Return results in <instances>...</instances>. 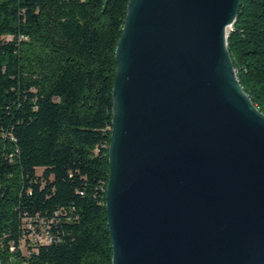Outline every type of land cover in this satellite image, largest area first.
Segmentation results:
<instances>
[{
	"label": "water",
	"instance_id": "obj_1",
	"mask_svg": "<svg viewBox=\"0 0 264 264\" xmlns=\"http://www.w3.org/2000/svg\"><path fill=\"white\" fill-rule=\"evenodd\" d=\"M243 0H129L107 187L113 264H264V114L228 47Z\"/></svg>",
	"mask_w": 264,
	"mask_h": 264
},
{
	"label": "trees",
	"instance_id": "obj_2",
	"mask_svg": "<svg viewBox=\"0 0 264 264\" xmlns=\"http://www.w3.org/2000/svg\"><path fill=\"white\" fill-rule=\"evenodd\" d=\"M128 5L0 0V264H113L109 149ZM228 47L264 114V0H243Z\"/></svg>",
	"mask_w": 264,
	"mask_h": 264
},
{
	"label": "built area",
	"instance_id": "obj_3",
	"mask_svg": "<svg viewBox=\"0 0 264 264\" xmlns=\"http://www.w3.org/2000/svg\"><path fill=\"white\" fill-rule=\"evenodd\" d=\"M31 238L33 239V242L35 243H51L53 242L54 238L51 236L49 233H44V234H38L33 231L31 234Z\"/></svg>",
	"mask_w": 264,
	"mask_h": 264
},
{
	"label": "rangeland",
	"instance_id": "obj_4",
	"mask_svg": "<svg viewBox=\"0 0 264 264\" xmlns=\"http://www.w3.org/2000/svg\"><path fill=\"white\" fill-rule=\"evenodd\" d=\"M230 30V29H229Z\"/></svg>",
	"mask_w": 264,
	"mask_h": 264
}]
</instances>
